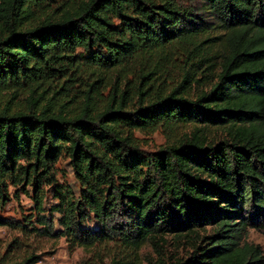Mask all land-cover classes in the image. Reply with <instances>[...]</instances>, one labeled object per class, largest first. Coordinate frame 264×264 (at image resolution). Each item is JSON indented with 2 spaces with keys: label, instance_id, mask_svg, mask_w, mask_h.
Here are the masks:
<instances>
[{
  "label": "trees",
  "instance_id": "obj_1",
  "mask_svg": "<svg viewBox=\"0 0 264 264\" xmlns=\"http://www.w3.org/2000/svg\"><path fill=\"white\" fill-rule=\"evenodd\" d=\"M206 2L227 31L208 58L221 71L189 100V74L171 89L151 79L174 55H209L199 43L187 51L196 27L176 0H0V211L22 193L34 203L23 220L0 214V227L134 252L174 235L193 248L178 264H264L263 246L247 240L264 230V73L251 71L264 58V0ZM79 64L149 83L103 106L93 83L78 108L39 107L37 87ZM17 95L26 108L13 109ZM188 126L191 136L156 151L136 136ZM209 128L225 137L208 140ZM62 159L77 185L59 176Z\"/></svg>",
  "mask_w": 264,
  "mask_h": 264
},
{
  "label": "rangeland",
  "instance_id": "obj_2",
  "mask_svg": "<svg viewBox=\"0 0 264 264\" xmlns=\"http://www.w3.org/2000/svg\"><path fill=\"white\" fill-rule=\"evenodd\" d=\"M177 3L191 13L189 27H196L192 32L195 39L190 45H186L187 51L192 50L194 43L201 44L203 52L209 55L196 53L198 57L189 54L174 55L164 62V71L157 77L155 74L151 79H156L155 84H161L163 88L171 89L183 81L186 74L191 79L185 84L183 94L189 99H197L202 93L211 90L218 81L220 73L221 58L208 59L214 50L226 37V29L220 20L213 14L206 0H176ZM264 53V42L261 49ZM186 51V52H187ZM211 54V55H210ZM156 62V61H154ZM211 64L214 67L209 68ZM67 73L64 76L53 78L36 89L35 96L39 99V107L52 101V109L59 110L64 99L74 101L73 108L80 107L84 102L85 91L95 83L94 90L98 93V99L105 105L111 100L113 92H121L125 89H134L143 83L146 87L149 80H141L139 71L132 73H120L116 70H99L85 64L76 67L65 66ZM251 71L264 73V58L255 62ZM156 77V78H155ZM27 95H17L13 101V109L26 108ZM67 105L65 111L70 114ZM259 106L264 117V100ZM73 110V109H72ZM194 131L193 126L182 128L173 134L165 128H160L153 133L145 134L137 132L136 136L143 148L148 151H156L170 145L178 137L184 134L190 135ZM208 140H216L225 137L223 129L209 128ZM60 167L61 178L72 185H77L74 176L69 172L65 159L57 163ZM13 192L14 188L11 187ZM52 196L49 194V198ZM34 211V203L31 196L22 193L20 199L12 198L6 207L0 211L2 217L14 220H23L24 216ZM56 217V215H55ZM205 233H202L204 235ZM17 239V240H16ZM16 240V241H15ZM248 241L259 243L264 248V230L250 228ZM192 244L188 238L179 239L174 235H168L164 240L147 242L139 251L134 252L121 242L107 240L97 242L94 246L87 248L72 247L65 237L51 238L39 235H23L19 230L12 227H0V264H178L185 260L192 252Z\"/></svg>",
  "mask_w": 264,
  "mask_h": 264
}]
</instances>
